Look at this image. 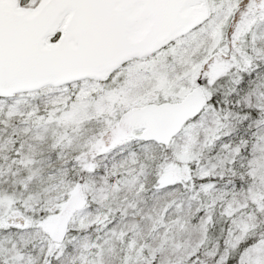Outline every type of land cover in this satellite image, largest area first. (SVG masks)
Wrapping results in <instances>:
<instances>
[{"label":"snow or ice","instance_id":"obj_1","mask_svg":"<svg viewBox=\"0 0 264 264\" xmlns=\"http://www.w3.org/2000/svg\"><path fill=\"white\" fill-rule=\"evenodd\" d=\"M0 264H264V0H0Z\"/></svg>","mask_w":264,"mask_h":264}]
</instances>
